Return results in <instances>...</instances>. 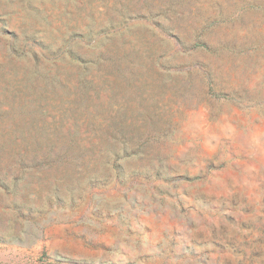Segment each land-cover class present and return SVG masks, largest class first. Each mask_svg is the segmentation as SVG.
Wrapping results in <instances>:
<instances>
[{"label":"rangeland","instance_id":"374dc122","mask_svg":"<svg viewBox=\"0 0 264 264\" xmlns=\"http://www.w3.org/2000/svg\"><path fill=\"white\" fill-rule=\"evenodd\" d=\"M0 264H264V0H0Z\"/></svg>","mask_w":264,"mask_h":264}]
</instances>
